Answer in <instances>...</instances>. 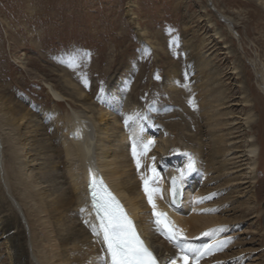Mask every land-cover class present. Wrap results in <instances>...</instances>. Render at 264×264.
<instances>
[{
	"label": "bare ground",
	"instance_id": "6f19581e",
	"mask_svg": "<svg viewBox=\"0 0 264 264\" xmlns=\"http://www.w3.org/2000/svg\"><path fill=\"white\" fill-rule=\"evenodd\" d=\"M224 17L232 32H237L232 18ZM237 36L240 38L241 35ZM203 44L187 46L190 58L181 80L176 70L177 63L167 70L170 83L176 78L183 83L174 90L177 93L172 97L183 110L179 116L182 122L171 123V132L164 126L165 122L159 114L154 116L149 111L152 105L158 106L159 100H165L167 94L171 98L172 92L163 89L154 88L144 103L139 99L144 91L132 94L129 110L122 113V118L112 121L104 108L96 112L77 111L73 116L56 109L44 110L40 118L34 109L16 102L13 96L0 94V236L4 239L6 251V257L0 254V264H109L102 236L93 231L97 222L89 199L91 173H101L112 186L130 215L137 220L140 231L160 263L175 261L176 264H184L182 257L187 254L188 264H244L243 258L232 252V241L228 236L229 220L224 216L239 208L232 200L233 191L203 189L196 174H203L210 183L217 184L227 171L247 164L250 176L245 182L249 183L248 188L253 189L260 176L261 153L256 158L259 139H246L244 150H240V146L232 142L234 137L231 135L236 131L217 134L213 130L217 124H226L214 123L215 113L211 114L213 106L222 105L226 95L223 96L214 80L216 71L209 68L207 59L201 60L194 55ZM163 54L166 55V52ZM194 70L198 76L189 80L188 75ZM144 75L145 69L139 79ZM262 80L264 77L261 76L258 83ZM65 83L74 87L73 91H69L57 84L67 100L83 106L89 104L91 94H85L83 86H74L71 80ZM151 83L160 86L159 83ZM134 87L137 91L141 84L136 83ZM114 99L118 98L113 95L111 101ZM56 105L61 107L63 104L57 102ZM201 113L206 117L200 116ZM187 118L189 122L185 120ZM250 120L251 116H247L243 124L245 129ZM120 121L123 124H115ZM203 121L209 129L207 134L202 132ZM251 125L253 129H259L262 137L263 123ZM147 127L161 134L160 142H155L153 134L146 132ZM134 141L140 160L139 169L137 157L132 154ZM149 141L153 143L148 144ZM206 144L211 147L208 152ZM169 154L184 155L186 164L165 161V156ZM243 161L246 163L242 164ZM189 163L193 165L192 171L188 170ZM181 170L186 173L183 177ZM157 174L163 177L160 176L163 185L157 180ZM173 175L178 176L186 187L181 206L176 207L170 203L169 180ZM145 179L148 180V193L144 190ZM202 190L205 194L200 192ZM255 197L259 201V188ZM206 200L219 205L209 208L204 205ZM164 210L181 235L179 243L166 239L160 230L156 214ZM200 235L214 237L216 241L207 247L192 243L191 239ZM261 264H264V259Z\"/></svg>",
	"mask_w": 264,
	"mask_h": 264
},
{
	"label": "rangeland",
	"instance_id": "374dc122",
	"mask_svg": "<svg viewBox=\"0 0 264 264\" xmlns=\"http://www.w3.org/2000/svg\"><path fill=\"white\" fill-rule=\"evenodd\" d=\"M224 16L232 18L237 32H232ZM201 42L203 46L194 55L207 59L209 68L216 71L214 80L223 96L226 95L224 103L213 106L211 112L215 113L214 123L226 124H217L213 130L217 134L236 131L231 135L232 142L240 150H244L246 139H259L256 158L259 153L261 157L259 183L253 189L245 182L250 176L248 165L243 164L245 161L242 167L227 171L223 181L217 184L210 183L203 174L196 177L203 189L233 191L232 200L239 208L224 215L229 220L232 252L242 257L244 264H261L264 259V131L261 137L259 129H253L251 124L262 122L264 125V81L258 83L264 77V0H0V94L13 96L16 102L34 109L40 118L44 110L56 109L73 116L77 111L96 112L104 108L112 121L122 118V113L129 110L132 94L144 91L139 96L144 103L154 88L163 89L172 92L171 98L167 94L165 100H159L158 106L152 105L149 111L154 116L159 114L171 132V123L182 122L179 116L183 110L172 97L177 93L174 90L183 85L178 78L182 79L180 76H184L188 66L190 53L186 48ZM176 63L178 78L171 84L167 70ZM141 69H145V75L140 80ZM197 74L194 70L188 79ZM66 80H71L74 86H83L85 94H91L89 104L83 106L67 100L57 87L61 84L73 91V85L65 83ZM136 83L141 84L137 91ZM113 95L118 99L111 101ZM57 102L63 105L59 107ZM247 116L251 120L245 129ZM192 128L196 131L194 125ZM201 128L203 133H208L204 121ZM149 129L152 128H145L146 132L153 134L155 142H160L161 134ZM210 148L206 144L207 152ZM164 159L186 164L182 154H169ZM160 176L157 174L156 178L163 185L164 176L162 179ZM258 188L259 201L255 197ZM213 203L206 200L204 205L209 208L219 205ZM191 240L205 247L216 241L214 237L201 235ZM5 252L4 239L0 236L2 257H6Z\"/></svg>",
	"mask_w": 264,
	"mask_h": 264
},
{
	"label": "snow or ice",
	"instance_id": "6c2138e0",
	"mask_svg": "<svg viewBox=\"0 0 264 264\" xmlns=\"http://www.w3.org/2000/svg\"><path fill=\"white\" fill-rule=\"evenodd\" d=\"M189 103L191 104L192 101L190 100ZM151 143L153 142H148V144ZM145 151H147V145H145ZM132 154L134 157H137L135 141L133 142ZM136 164L139 169L140 160L138 157ZM188 170H193L191 163L188 165ZM180 174L183 177L186 173L181 170ZM95 183L96 181L93 179V185ZM101 187L103 188V185ZM103 190L107 192L106 188ZM144 190L146 193L149 192L147 179L144 180ZM92 198L100 220L98 226H93V231L94 234L102 236V240L106 244L110 264H157L153 253L144 245L143 241L135 232L132 221L124 213L122 207L111 193L98 195L93 187ZM149 202H152L151 194H149ZM156 215L160 216L163 214L157 213ZM166 227L169 228V239L173 241L179 240L180 237L177 232L167 224ZM181 250L184 251L183 245H181ZM182 259L184 260V264H188L189 256L187 254ZM171 264H176V262L172 261Z\"/></svg>",
	"mask_w": 264,
	"mask_h": 264
}]
</instances>
